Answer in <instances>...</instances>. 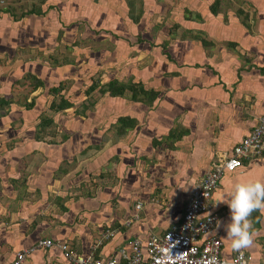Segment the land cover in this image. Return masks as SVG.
<instances>
[{"label": "crops", "instance_id": "obj_1", "mask_svg": "<svg viewBox=\"0 0 264 264\" xmlns=\"http://www.w3.org/2000/svg\"><path fill=\"white\" fill-rule=\"evenodd\" d=\"M67 1L70 12L77 10L68 18H80L71 25L68 18H56V13L67 9ZM84 1L46 0L40 5L44 15L31 14L18 21L3 12H17L15 6H0V264H11L19 251L29 249L42 238L66 242L81 253L107 259L122 248L130 250L137 238L163 236L181 220L189 196L210 172L212 162L230 152L264 114V0H219L217 14L211 10L214 0H175L174 9L182 13L170 21L187 28V38L174 39L172 35L173 44L169 43L165 51L154 48L149 64L155 63V68L159 63H171L172 77L176 73L188 74V83L197 85L183 89H193L194 97L182 98L183 104L187 101L188 108L184 109L177 98L164 94L163 87L145 79L148 70L139 69L140 76L150 83L146 89L160 92L158 103L132 100L133 107L125 109V113L118 111L111 124L106 115L93 120L95 105L85 108L88 89L78 86V81L66 73L74 65L72 57L61 64L57 61L61 56L47 57L46 48L34 49L36 41L50 34L60 39L62 53L66 55V49L73 47L72 53L78 55L79 46L84 45L79 25L87 28L86 37L92 38L87 42L91 45L98 39L104 43L103 37L98 38L100 32L95 35L92 31L98 25L95 21L103 19V11L106 17L123 16L129 37L133 29L139 30V24L128 20L124 0H88L89 6ZM144 3L151 9H146L150 16L151 7L163 9L157 2L152 6L151 0ZM9 20H24L27 29L19 34L8 25ZM58 24L57 30L54 26ZM73 37L74 43L67 45ZM155 40L158 42V35ZM102 47L105 45L91 50L89 62L85 63L95 66L97 59L103 64L114 62L113 51ZM131 49L126 44L125 50L131 53ZM141 49L133 55L138 57L135 59L140 60L144 53L142 60L148 59L146 52L153 48ZM158 53L164 54L166 60L158 58ZM133 56L122 53L118 59ZM122 70L128 68L122 66ZM29 75L41 79L44 85L33 90L26 82ZM189 75L194 80L190 81ZM164 82L163 79L161 83ZM23 83L26 84L22 86ZM61 84L65 85L62 94L73 106L53 111L50 89ZM202 85L204 93L199 92ZM7 101L11 102L8 106ZM32 102L34 106L27 108ZM44 116H51L55 122L49 132H40ZM123 116L135 119L136 125L113 135ZM179 123L190 129L189 133L174 142L167 140ZM101 151L108 152L111 160ZM76 156L81 157L79 163H74ZM248 181L264 182V156L245 161L241 168L227 173L213 194L211 211L220 215L213 233L222 238L227 260L239 251L225 238L224 225L230 222V210L220 202L235 182ZM139 203L141 208L137 207ZM259 213L260 217L257 213L249 217L254 232L252 245L240 250L253 256V264L264 261V212ZM108 232L112 235L106 237ZM70 263L58 247H53L37 251L25 264Z\"/></svg>", "mask_w": 264, "mask_h": 264}, {"label": "rangeland", "instance_id": "obj_2", "mask_svg": "<svg viewBox=\"0 0 264 264\" xmlns=\"http://www.w3.org/2000/svg\"><path fill=\"white\" fill-rule=\"evenodd\" d=\"M2 1L3 2L0 3V6L9 3V4L16 7L17 12L15 11V13H16V15H19L20 12L25 13L26 11H30L32 9L31 5H33L37 0H2ZM120 1L121 0H115L114 2L118 3ZM124 1L128 7L126 13H128V11H129L128 14L132 15L131 14L132 7H133V5L131 4L132 1L131 0H124ZM139 1L140 0H138V2H135L138 5L137 6L138 9L140 7ZM151 2H153L152 6H155L153 4H155L157 2L158 3V4L156 3L157 5L163 7V9H161V11H159V10L157 11L155 9V7L149 6L152 8L151 13H153V14L155 13V15H154L155 20H152V21H154L155 25H152V27L153 26H154V28L158 27V36L160 38H165L166 40H168V41H163L162 39H160L158 37V41L162 42L164 45L167 43H170V45H171V44H173L171 37L174 34H175L174 39L175 38L176 39L187 38V35H188L186 32L187 28H185V30H184L183 29L184 27H181L180 24L178 25V23H175L173 25L172 22L170 21V19L173 16L177 17L178 14L182 13V10L179 12V11L174 9L173 6L177 5V4H175L176 1L175 0H151ZM83 4L85 6H89L88 0L84 1ZM65 5H66L67 9L61 11L60 13H56V18L58 20L62 19L64 21H66V18H68L69 15L75 14L77 12L76 9H73L70 12V6L71 5H70L69 1H67L65 3ZM85 6L82 9H84ZM144 7L145 8H144L143 16H142V21L140 23H138L140 25L139 26L140 32H142V30L145 29V27L144 26L141 27V25H146L147 22H145V19H146V17L150 16V14H149V12H147V10H151V9H148V7L146 8V5ZM87 9H89V8H86V10ZM90 9H91V7H90ZM114 10L118 11L119 9H114ZM96 12H98V10H96ZM103 14H105L103 19L101 17H99L95 21L96 24H98V25L96 26V28L92 29V31H93V34H95V35H96V33L98 34L100 32V36H98V38L103 37L104 43L99 42L101 39L100 40L98 39L97 41L92 43L94 45H91L90 42H87V41H90L92 39L91 37H86L87 34L85 32H86L87 28L83 27L82 25H79V34H81V36L84 38L85 42H83L84 45L79 46V48L82 51L81 50L77 51L78 55L75 52L72 53V50H75L73 47L71 48L72 50L69 48L66 49L67 50L65 52L66 55L64 53H62V51H60V49H62L63 45L61 44L60 39L58 40L56 38V36L53 37L50 34L47 36L46 39H40V40L36 41V43L34 45V49L36 48V50H38V48L39 49L46 48L44 51H47L45 53V56L47 54V57H48V55H52L53 57L56 55L61 56V57H57L58 59H60L57 61L60 62L61 64L67 63L68 61H70L69 59H66L67 57H72V61H73L74 65L71 69H68L66 73L70 74L71 77L75 78L76 79L75 81H78V86H82L83 89L89 90L90 85L97 83L96 89L93 91L91 96L88 97L89 99H92V100H88V104L93 101L94 105H95V110H93L95 112L92 111V113L94 115V117H92L93 120L96 119V121H97L98 118H101V117L106 115L107 119H109V124H111V122L114 120V118H115V120L117 119V115L119 113L118 111H121V113H125V109L133 107V105H132L133 101L130 97L132 95L130 88L127 89L124 94L118 95L116 97L114 96V98L110 94L111 91L109 92L108 89L106 91H101V84L104 82L107 84L113 79H119L126 86H129L131 84L133 85L134 83L139 84V82H142L143 84H139L138 86L141 87V85H143L145 88H148L150 83H153L155 86L159 85L158 86L159 88L163 87L162 90H163L165 95H168L171 98H173V97L177 98L182 104L184 102L182 98L189 97L191 100L194 97V94H192L193 89H192V91H187L186 89H183V87H185V88L192 87L193 88L194 86L197 85V83H195V82L188 83V81H187L188 74L176 73L173 75V77H175V78H173L172 72L174 70V65L172 66L171 63H168L165 66H164V64L159 63L160 66H158V67L154 66L155 68H157L156 70H155V68H152L155 63H153L152 66H150L149 63H151V61H153L152 60V58H153L152 53H154L153 50H154V48L157 49V47H156L157 43L155 41L157 32H155L156 34H154V31L151 32V34H154V36L151 37L150 41L147 44L144 41L137 43L136 39H137L138 35H137V33H135V30L133 29V33H134L133 37L134 38L132 37V40L129 41L127 39H131V38L128 35L129 32L125 31V29L127 27L125 18L123 16L116 15V14L113 16V18H112V14L109 15L108 17H106V11H103ZM134 15L136 17H138V15H140V11H139V14H138V12H135ZM56 18L53 17L52 20H55ZM156 18L159 20L161 25H158L159 22H156ZM26 19H28V18H26ZM68 19H69V21L67 22L68 24H70V23L72 24L73 21H79L80 20V18L77 20H76V18H73V19L68 18ZM15 21H18V20H15ZM15 21L13 22V20H9L8 25L11 24L12 28H14L15 30H18L19 34H21V31H23L24 29H27V26H26L27 23L24 22V20L23 21L21 20L22 22H15ZM64 21H62L63 23L58 21V23L65 25ZM85 22L87 23V20ZM59 24H58V26H54L55 29L58 30L60 28ZM8 25L5 27L7 28ZM170 28H171V31H170ZM160 32H161V34L159 35ZM42 34H45V33L43 32ZM60 35H61V33H59V36ZM62 36L64 37V33L62 34ZM35 37H36V34L34 36V39H37ZM75 38L76 37H73L71 43L67 44V45L71 46L72 42L74 43ZM63 40L64 39H62V41ZM80 41H82L81 38H80ZM29 44H32V43L29 42ZM126 44L131 45V47L133 48V49H131V53H129V51L125 50ZM103 45H105V47H102V48L110 50L111 52L113 51L112 54L115 55L113 57L114 62L110 61L109 63L106 62L105 64H103L97 59L95 66H91V64H87L89 62V59H90L89 55H91V50L101 49V46H103ZM149 45L153 49L151 52H150V50L148 52H146L148 54V59L146 58V59L142 60V58H144L143 56L145 55V53H144V55L142 57L140 56V60H136L138 57H135L133 55L139 54L140 52H142L141 47L146 48V49H151V48H149L150 47ZM137 47H138V50H137ZM132 50H133V52H132ZM182 50H184V48H182ZM159 51L160 50H158V52ZM120 53L121 54L124 53V55H128V56L131 55L133 57H131L130 59L123 58V60L124 59L125 60L120 61L118 59V56L121 55ZM33 54H34V52H33ZM35 56L37 57V55H35ZM159 57L162 60H166L164 54L158 53V58ZM39 58L42 59L41 57H39ZM40 59H38V60H40ZM4 60H3V62H4ZM40 61H42V60H40ZM51 62H54V61L51 60ZM85 62H87V63H85ZM127 62H128V64H127ZM169 62H171V61H169ZM122 66L127 67L128 70L123 71ZM139 69H142V70L146 69V71L148 70L150 72V73H147L145 75V79L150 80L149 84H147L145 82V79L140 76L141 72H138ZM75 71H77V72H75ZM149 77H150V79H147ZM50 78L52 80V76ZM189 78L188 79L190 81L194 80V77H192V75H189ZM163 79L166 83L165 82L161 83L163 81ZM24 84H26V83H23L22 86ZM69 84H72L70 80H69ZM202 88H203V85L201 86V90H199L200 93H202V92L204 93V90H202ZM173 90H174V93L172 94ZM105 92H107V93H105ZM24 97L25 96H23V98H21V99L23 100ZM83 97H86V94ZM183 106H184V109L188 108L187 107V101H185ZM79 108H80V110H82L84 107H82L80 104ZM217 113H218V111H216L214 114H217ZM187 115H188V111H186V113L184 114V119ZM186 122L187 121H185L184 123L190 127V125ZM95 123L97 126L99 125L98 122H95ZM106 126H104V128ZM113 128H111V129H113ZM102 130H103V128H102ZM107 131L109 132V130H107ZM116 132H117V130H113V135ZM161 135L162 134H157V136H161ZM127 137H125L124 140H126ZM163 137H165V134L163 135ZM99 141L103 145H105L103 143L102 139ZM91 149L87 150L86 152L93 150V149L92 150ZM104 151H106V149ZM104 151H101V153L105 154V157L107 158V160H111L110 157L108 158V156H107L108 152H104ZM101 153L99 155H102ZM87 154L88 153H86V155ZM93 154L98 155V153H93ZM75 158H76V160L74 161V163H79L81 157L78 156V158H77V156H76ZM148 175H149V173H148ZM59 256H61V255H59Z\"/></svg>", "mask_w": 264, "mask_h": 264}, {"label": "built area", "instance_id": "obj_3", "mask_svg": "<svg viewBox=\"0 0 264 264\" xmlns=\"http://www.w3.org/2000/svg\"><path fill=\"white\" fill-rule=\"evenodd\" d=\"M263 156L264 114L230 152L221 154L212 163L210 172L189 196L181 220L163 236L137 238L130 250L122 248L116 256L107 259L81 253L66 242L42 238L29 249L19 251L11 264H25L37 251L53 247H58L70 264H253V256L244 251L235 253L231 260L224 258V242L213 233L220 215L211 211V206L213 194L226 173L241 168L245 161ZM137 207L141 208L142 203ZM111 235L108 232L106 237Z\"/></svg>", "mask_w": 264, "mask_h": 264}, {"label": "trees", "instance_id": "obj_4", "mask_svg": "<svg viewBox=\"0 0 264 264\" xmlns=\"http://www.w3.org/2000/svg\"><path fill=\"white\" fill-rule=\"evenodd\" d=\"M46 0H38V2L36 4L32 5V9L29 12H23L20 15H16L15 11L13 10H6L3 11L4 9H2V11L4 13H10L15 20H20L28 15H44L45 11L43 10V8L40 6L42 3H44ZM132 1V12L130 14L127 13V18L128 20L130 19L131 21H133L134 23H136V25L138 24V22L140 23L142 21V16L144 13V0H140L139 4L140 7L139 9L137 8V4L135 2H138V0H131ZM221 2L219 0H214L213 4L211 6V10L214 14H217L219 12V7H220ZM131 11V10H130ZM140 11V15H138V17H136L134 14L135 12H138L139 14ZM147 19V18H146ZM147 24L145 25V29L142 30V32H140V30L135 29V33H137L138 37H137V43L139 42H145L146 44L150 41L151 37L154 36V34H156L155 32H157L158 35V27L154 28V26L152 27V25H155L154 21V14L150 17V19L146 20ZM244 24L246 23V20L244 19ZM249 26V25H248ZM173 27V26H172ZM154 31V34H151V32ZM171 31V28H170ZM131 36H134L133 31L130 32ZM161 34V32L159 33V35ZM130 37V38H132ZM159 37V36H158ZM134 38V37H133ZM160 38V37H159ZM163 41H166L165 38H160ZM129 41H131L130 39H127ZM156 41V40H155ZM82 42H84L82 40ZM156 47L158 50H162L165 51L167 50V47L169 46V43L167 44H163L160 41H156ZM203 43L205 44L206 42L203 41ZM235 45V44H232ZM131 46V45H130ZM26 82H29L30 87L33 88V90H36L39 87H42L44 85L43 81L37 77H34L32 75H29L27 77ZM139 84H143L142 82H139ZM138 83H134L133 85H129L126 86L125 84H123L119 79H113L111 80L109 83L107 84H101V91H106L107 89L109 90V92L111 91V95L114 97L124 94L126 92L127 89L130 88L132 95L130 96L132 100L134 101H142L145 102L147 104H154L155 101L158 100L159 96H160V92H156L154 91V89H146L143 85H141V87H139ZM97 87V83H94L90 86V89L87 90V95L91 96V94L93 93V91L96 89ZM139 87V88H138ZM65 85L61 84L59 87H53L50 89V92L53 96V101L51 104L50 109L53 111H57V110H65L68 109L70 107L73 106V103L70 102L67 98H65L64 94H62V91L64 90ZM107 93V92H105ZM88 100H92L89 99ZM11 102H6L7 106L10 104ZM93 101L90 104L86 105V109H88L89 107L93 106ZM32 106H34V103L32 102L29 105H27V108H31ZM91 109V108H90ZM136 125V120L130 117H120L118 120V124L116 125L117 131H119L120 134L125 133L127 131V129L132 128ZM40 128V132H49L50 129H53V127L55 126V122L53 120V118L50 116H44V119L42 121V123L39 125ZM190 131V129L185 128L182 124H178L175 129H173L172 131H170L169 135H168V139L167 140H171V141H177L178 139H180L183 135L188 134ZM175 139V140H174ZM156 144L158 143L157 141H155ZM260 211H254L252 214L257 213V216L260 217ZM252 216V215H251ZM250 216V217H251Z\"/></svg>", "mask_w": 264, "mask_h": 264}, {"label": "clouds", "instance_id": "obj_5", "mask_svg": "<svg viewBox=\"0 0 264 264\" xmlns=\"http://www.w3.org/2000/svg\"><path fill=\"white\" fill-rule=\"evenodd\" d=\"M220 203L230 210V222L224 225V230L231 247L240 251L251 246L254 232L249 217L254 211L264 212V182H235Z\"/></svg>", "mask_w": 264, "mask_h": 264}]
</instances>
